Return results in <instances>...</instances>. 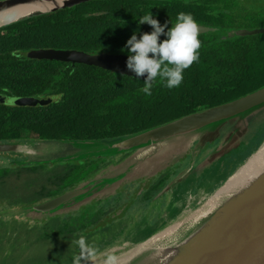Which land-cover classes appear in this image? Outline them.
I'll use <instances>...</instances> for the list:
<instances>
[{
	"label": "trees",
	"instance_id": "trees-1",
	"mask_svg": "<svg viewBox=\"0 0 264 264\" xmlns=\"http://www.w3.org/2000/svg\"><path fill=\"white\" fill-rule=\"evenodd\" d=\"M239 7L235 0H91L1 25L0 96L51 97L52 100L35 106H9L0 101V142L32 145L36 141L67 143L123 136L264 86V74H261L264 44L260 47L264 40L258 37L255 42H248L240 36L220 37L234 27L241 15ZM148 10L161 24L167 21L168 27L184 12L190 13L199 24L217 28L199 34V62L185 70L178 88L168 89L158 78L152 94L147 96L141 91L143 80L133 76L94 65L27 56L29 50L37 48L128 54L122 49L132 32L139 28V36L140 32L151 31L147 23L137 24L138 15ZM215 33H219L218 36ZM57 95L61 96L58 103L54 100ZM3 156L12 161L21 157ZM67 164L65 169L58 168L54 172L51 169L45 176L48 183L37 190L31 189L29 194L33 197L28 200H21L16 190L18 186L8 179L10 174L43 169L48 164H0V264H72V257L79 251L63 243L69 231L65 219L54 223L45 220L40 227H26L21 221L7 223L3 218L5 213V218H14L15 214L8 210L17 206L22 208L63 192V183L74 169L78 170ZM7 184L12 189L6 188ZM10 234L7 245L11 247L7 251L3 240ZM25 240H30L34 249H40V244L45 248L48 243L51 248L55 241L59 247L49 249L47 254L40 249L30 252L32 256L18 257L21 247L15 244ZM100 241L111 244L115 240ZM16 249L19 254H15ZM17 258L21 261H15Z\"/></svg>",
	"mask_w": 264,
	"mask_h": 264
},
{
	"label": "water",
	"instance_id": "water-1",
	"mask_svg": "<svg viewBox=\"0 0 264 264\" xmlns=\"http://www.w3.org/2000/svg\"><path fill=\"white\" fill-rule=\"evenodd\" d=\"M47 1L49 0H0V12L16 6L27 7ZM87 1L91 0H62L61 3L45 9H33L22 12L14 18L0 22V26L23 17L54 12ZM198 26L199 33L216 29L213 26L204 24H198ZM257 33H264V28L251 30L230 29L227 32V36H245ZM27 56L29 58L71 62L72 64L94 65L136 78L135 74L126 67L128 54L89 53L77 49L37 48L29 50ZM139 79L144 80V77L141 76ZM51 100V97L0 96L1 102L9 104L14 101V105L20 106L46 105ZM261 107H264V86L234 99L127 135L106 139L71 140L67 142L69 147L65 151L49 153L47 157L37 160L26 159L23 162L15 160L13 163L16 162V164L24 166L92 157H110L132 151L125 158L106 166V168L100 170L98 174H95L90 179L55 196L23 206L21 209H23L26 217L30 216L28 212L39 214L32 219H42L43 217L62 214L104 191L116 187L127 179L138 177L147 179L153 174H157L160 170H165L168 166L177 162L178 159H181L187 153L189 145L195 141H198L196 146L198 149L205 146L207 142L216 141L214 146L208 150V158L210 161L223 159L230 149L237 148L238 142L243 141V137L239 139V136L244 133L243 130H238L239 121H242L245 115L251 113V111ZM229 122L228 130L220 129L224 123L229 124ZM251 126L250 123L246 129H250ZM254 126H257V124ZM235 128H237V132L232 133ZM236 139L237 142L234 143ZM19 143L0 142V152L14 154L17 151H21ZM259 147L257 146L255 150ZM194 160L195 155L191 160L192 162L189 163L194 164ZM193 168L194 166L192 168L189 167L190 170ZM237 168L227 176L224 182H221L214 189L212 194L235 173ZM148 171L153 173L148 174ZM177 180L173 181L171 179L156 198L174 188ZM209 198L204 202H198L199 205L190 212L186 208L182 209L178 217L173 219L172 222L177 223L188 218L190 220L185 222L190 224L184 231L181 229V225L178 227L179 230L183 231V234L174 243L162 245L168 251V254L166 259L161 261L160 264H264V165L244 184L225 196L216 207L204 214L195 215V211L201 208ZM183 212L186 214L179 217ZM162 224L158 225L157 229L149 236L138 242L122 241L120 242L121 244H114L110 248L96 253V256L106 259L107 263L111 260L109 264L152 263L153 259L137 261L133 258V254L122 259H118V257L123 251L126 250L128 252L134 246L147 242L155 234L172 225ZM83 263L85 262L82 261Z\"/></svg>",
	"mask_w": 264,
	"mask_h": 264
},
{
	"label": "rangeland",
	"instance_id": "rangeland-1",
	"mask_svg": "<svg viewBox=\"0 0 264 264\" xmlns=\"http://www.w3.org/2000/svg\"><path fill=\"white\" fill-rule=\"evenodd\" d=\"M237 5L240 6V12L241 15L240 17L235 21L234 23V27L233 30H238V29H247V30H251V29H257V28H264V0H235ZM244 8V9H243ZM216 28V27H215ZM209 33V32H207ZM219 33H215L216 36H218ZM223 35V34H222ZM220 35V37L222 36ZM246 41L248 42H255L257 40V38L259 37L260 39L264 40V33H257V34H252V35H245L242 36ZM262 44H264V41L260 44V47L262 46ZM261 74H264V70L261 71ZM251 123L252 126H254L250 129H246L249 124ZM230 126V122L228 123H224L220 129H226L228 130ZM256 129V130H255ZM239 131H244V133H242L239 136L242 138L243 137V141L238 142V147L237 148H233L230 149L229 152L226 155L225 158L223 159H216L212 162V164L204 171L202 172L200 175H193L191 177L190 180L184 181L182 183H179V187H178V195L177 198L181 199V203H184V199L187 195V189L190 188V191L192 190L193 195H195V193L197 192V190H199L200 188H205L207 194L205 195V199L202 200V202H204L207 198L210 197V195L212 194V192L214 191V189H216V187L221 183L224 182V180L227 178V176L232 173L242 162L245 158H247V156H249V154H251L256 148L257 146L259 147L261 145V143L264 140V107L255 109L253 111H251V113L245 115V117L242 119V121H239ZM237 132V128H235L232 133ZM247 139V140H246ZM203 140V138H202ZM246 140V141H245ZM239 141V140H238ZM237 142V139L234 141V143ZM216 143V141L209 143L208 145L213 147L214 144ZM219 143V142H218ZM19 149L21 151H17L15 153L17 154H9L6 152H0V164L4 163V164H13L16 165V162L13 163V161L7 156H3V155H19L20 160H16V161H20L23 162L24 160H37L40 158H45L48 156L49 153H59L62 151L67 150V147H69L67 144L69 143H57V142H46V141H36L35 143L32 144V146L28 145V142H21L19 143ZM126 153V152H125ZM123 153V154H125ZM131 153V152H129ZM122 154L114 156V158H119ZM224 155V156H225ZM113 156L110 157H101V158H87V159H76V160H68V161H61V162H54V163H50L48 164V166H46L45 168L41 169H35V170H20L18 173L16 174H10V177L8 179H11L13 181V183L18 186V188L16 189L18 191V195L21 198V200H28L30 198L33 197V194H29V192L31 191V189L33 190H37L39 189L40 185L42 184H47V179H45V176L47 174L51 173V169L57 170L58 168H66L68 166L67 163H70V165L75 166V168H78V170L74 169V171L72 172L71 176L69 177V179L67 181H65L63 183L64 186H62L61 188L63 189V191L70 189L80 183H82L83 181L90 179L93 175H95L96 172H98L100 170V167L105 166L108 161L112 163H116L117 160H114ZM195 164H190L187 166V162H178L175 165H171L168 166L165 169V173L166 175L165 178H167V180H170L172 178V174L175 173V171L177 169H184L186 167H190L192 168ZM9 167V165H6ZM59 182V181H58ZM57 182V184H58ZM167 184V183H166ZM165 186V185H164ZM10 184L6 185V188H9ZM53 187V186H52ZM64 187V188H63ZM9 189H12L11 187ZM59 190V188H58ZM197 198L195 197L194 200H192L191 202H188V204L186 205H178L175 206L173 204L167 205L164 208V211L166 213V216L164 217V219H168L167 225H170L174 222L173 219H176L178 217V215L181 213L180 211H182V209L184 210L186 208V210L188 212H190L191 210H193L194 208H196L199 204L196 200ZM28 203V202H25ZM149 203V201H148ZM153 203V202H152ZM151 203V204H152ZM137 205V204H136ZM135 205V206H136ZM159 206H156V208ZM136 208V207H135ZM190 208V209H187ZM145 209V208H144ZM143 209V210H144ZM147 210V209H146ZM15 214V216L18 217H23L29 220H34L32 218L37 217L36 213L33 212H28V215H30L29 217H26L23 209H21V206H17L11 210H8V213H12ZM160 212V208H158L157 212L153 215V216H157L158 213ZM186 212V211H184ZM182 213L179 217L185 215L186 213ZM187 212V213H188ZM23 215H22V214ZM21 215V216H20ZM151 215V210L148 207V217ZM6 217V214L3 215V218ZM31 217V218H30ZM136 217L138 218V214H136ZM81 220V218H79ZM163 223V224H165ZM162 224V225H163ZM158 225V222L155 221L154 225L149 227V230H154L156 229V226ZM151 231H148V236L151 234ZM13 233V232H12ZM137 236V238H135ZM139 233L135 236H133L135 239L132 240H137V239H141L139 236ZM12 235L10 234V236L6 239H4L3 241L5 242V250L8 251L7 248H10L11 245L7 243L10 241L9 239H11ZM30 241V240H29ZM25 240V241H19L17 242L15 245H18L21 247V254L19 250L16 249L15 254H19L18 257H28V256H32V254L30 252L33 251H40V249L43 251V253L47 254L49 249H54L56 250L59 246L57 241H55L53 243V246L50 248V244L48 243L45 248L43 244H40L39 247L40 249H34V244H30V242ZM125 241L123 240V238L121 239H117L116 242L114 244H121L120 242ZM140 241V240H138ZM138 241H134V242H138ZM113 244V245H114ZM25 246H29V247H25ZM14 247V246H13ZM15 249V247H14ZM107 249V248H106ZM4 253V252H3ZM14 255V254H13ZM23 259V258H22ZM15 261H21V259L17 258Z\"/></svg>",
	"mask_w": 264,
	"mask_h": 264
},
{
	"label": "flooded vegetation",
	"instance_id": "flooded-vegetation-1",
	"mask_svg": "<svg viewBox=\"0 0 264 264\" xmlns=\"http://www.w3.org/2000/svg\"><path fill=\"white\" fill-rule=\"evenodd\" d=\"M229 30H226L223 35L221 34V38H233L239 36H227ZM129 154V152H126L117 159L114 158V156L113 158L114 160H121ZM110 164L111 162L108 161L105 166L100 167V170H103ZM164 175H166V173L153 174L147 179L145 177L127 179L116 187L104 191L74 209H70L50 218L43 217V221H38L37 219L29 220L22 216H14V218H11L9 215L8 218L4 219H7V223L12 222L13 220L17 222L21 221L26 227H40L45 220L47 223H54L65 219L69 231L65 233L66 242L63 243L69 245L76 251H79L76 241L83 235L86 236L88 241L95 246L96 253H98L106 248H110L117 239L123 238L125 241L134 242L146 238L148 236V231H151L150 233L153 232L152 230H149V227L151 226L152 228L157 219H164L165 217L162 215L163 211L158 213L157 216H153L160 207L156 208V206H152L151 204L154 201V197L164 188V185L169 182ZM172 176H174V173ZM206 194V191L197 190L195 195H193L191 190L189 197H196L197 202H200L205 199ZM148 207L151 210V215L149 217ZM136 214H138V218L136 217ZM79 218H81V220ZM79 224L82 225V228H78ZM138 233L139 236H142L140 237L141 239L132 240L137 238V236L135 238L133 236ZM55 238L61 239V236L55 235ZM100 239H111V241H115L108 244V242L102 243Z\"/></svg>",
	"mask_w": 264,
	"mask_h": 264
},
{
	"label": "clouds",
	"instance_id": "clouds-1",
	"mask_svg": "<svg viewBox=\"0 0 264 264\" xmlns=\"http://www.w3.org/2000/svg\"><path fill=\"white\" fill-rule=\"evenodd\" d=\"M138 25L147 23L151 31L140 32L134 30L126 40L122 51L128 53L126 67L136 76V80L143 76L141 91L150 96L153 85L158 78L168 89L178 88L183 80L185 70L194 62H199V26L190 13L181 12L175 22L161 24L149 10L146 14L138 15ZM161 36L164 38L161 39ZM60 95L54 97L59 102ZM14 106V101L9 103ZM76 244L79 253L72 257V264H82V261H93L96 258V248L86 236H81Z\"/></svg>",
	"mask_w": 264,
	"mask_h": 264
},
{
	"label": "bare ground",
	"instance_id": "bare-ground-1",
	"mask_svg": "<svg viewBox=\"0 0 264 264\" xmlns=\"http://www.w3.org/2000/svg\"><path fill=\"white\" fill-rule=\"evenodd\" d=\"M61 2L62 0H49L42 4L30 5L27 7H12L3 12H0V22L7 21L22 12H27L28 10L45 9ZM263 165L264 141L261 146L257 150L252 152V154L247 158V160L237 168L235 173L230 176L228 180L210 196L206 203L201 208L195 211V215L204 214L205 212L216 207L225 196L229 195L231 192L235 191L238 187L244 184L250 177L255 175L262 168ZM189 220L190 219L186 218L180 222L174 223L166 227L163 231H160L159 233L155 234L147 242L140 243L139 245L131 248V251H123L119 255L118 259H122L133 254V258L137 261L153 259V262H149L148 264H160L161 261L166 259V255L168 254V251H166L162 245L172 244L177 238L182 236L183 231L190 224L185 221ZM180 225L182 226L181 229L183 231L178 229ZM107 262L108 261L106 259H102L99 256H96V258L92 262L88 261L86 262V264H109L111 260L109 263Z\"/></svg>",
	"mask_w": 264,
	"mask_h": 264
},
{
	"label": "crops",
	"instance_id": "crops-1",
	"mask_svg": "<svg viewBox=\"0 0 264 264\" xmlns=\"http://www.w3.org/2000/svg\"><path fill=\"white\" fill-rule=\"evenodd\" d=\"M212 142L213 141L207 142L205 144V146H202L201 149H198V148H196L198 141H195L194 143L189 145V147L187 149L188 150L187 153L181 159L177 160L180 163L186 161L187 166H188L189 162L190 163L192 162L191 160H192L193 156L195 155L194 168L192 170H190L189 167H186L184 169H180V168L177 169L176 172L174 173V176H172V178H171L173 181L178 179L176 182V186L174 188H172L171 190L167 191L166 193L162 194L160 197L156 198V196L159 193L154 197V199H153L154 201L152 203V206H159L160 212L163 211L162 212L163 216H166L164 208L167 205H170V204H173L175 206L182 205V204L186 205V204H188V202H191L192 200H194V198L189 197V193L191 192L190 188H189V189H187V195L184 199V203H181V199L177 198V195H178L177 191H178V187L180 185L179 183L190 180L193 175L194 176L200 175L202 172H204L212 164V162L214 160L210 161V159L208 158V153H209L208 150L211 148V146H209L208 144L212 143ZM178 162H175L172 165L177 164ZM98 172H97V174H98ZM151 173H153V172L148 171V174H151ZM158 173L159 174L165 173V170H160ZM199 190L206 191L205 188H200ZM162 215H160V216H162ZM156 222H158L159 224H162V223L168 222V219L167 218L166 219L159 218L156 220Z\"/></svg>",
	"mask_w": 264,
	"mask_h": 264
}]
</instances>
